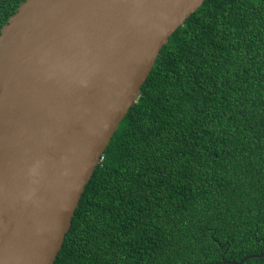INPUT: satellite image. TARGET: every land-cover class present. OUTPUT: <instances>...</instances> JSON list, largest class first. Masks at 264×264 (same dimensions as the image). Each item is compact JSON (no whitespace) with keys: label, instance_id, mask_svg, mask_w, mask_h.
Instances as JSON below:
<instances>
[{"label":"trees","instance_id":"1","mask_svg":"<svg viewBox=\"0 0 264 264\" xmlns=\"http://www.w3.org/2000/svg\"><path fill=\"white\" fill-rule=\"evenodd\" d=\"M23 1L0 0V33ZM263 252L264 0H206L160 51L54 264H230Z\"/></svg>","mask_w":264,"mask_h":264},{"label":"water","instance_id":"2","mask_svg":"<svg viewBox=\"0 0 264 264\" xmlns=\"http://www.w3.org/2000/svg\"><path fill=\"white\" fill-rule=\"evenodd\" d=\"M205 1L19 5L0 33V264L55 263L160 51Z\"/></svg>","mask_w":264,"mask_h":264}]
</instances>
